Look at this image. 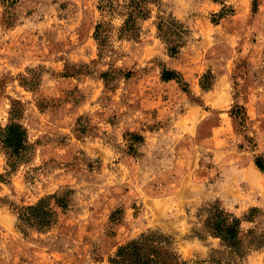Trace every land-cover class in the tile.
<instances>
[{
  "label": "rangeland",
  "instance_id": "1",
  "mask_svg": "<svg viewBox=\"0 0 264 264\" xmlns=\"http://www.w3.org/2000/svg\"><path fill=\"white\" fill-rule=\"evenodd\" d=\"M162 10L191 32L179 55L159 37L155 8L140 40L115 37L117 54L101 59L98 0H22L10 29L0 2V124L22 101L34 147L2 184L0 264H110L156 229L191 264H209L221 239L193 237L215 202L245 232L264 229V0H163ZM63 190L72 204L58 223L24 235L17 208ZM240 264H264V249Z\"/></svg>",
  "mask_w": 264,
  "mask_h": 264
},
{
  "label": "trees",
  "instance_id": "2",
  "mask_svg": "<svg viewBox=\"0 0 264 264\" xmlns=\"http://www.w3.org/2000/svg\"><path fill=\"white\" fill-rule=\"evenodd\" d=\"M22 0H0L4 7L2 24L5 28H13L18 21L16 8ZM163 0H98L101 20L96 25L94 38L98 44L101 59L114 57L115 37L119 41H138L143 33V25L158 8L157 28L159 37L166 42L170 55L180 54L190 38L191 32L173 14L162 10ZM224 13L220 14V18ZM121 19L119 27L114 25L115 19ZM113 72H106L103 77L107 83ZM206 75L204 78H207ZM180 80L175 71L165 70L164 80ZM181 82V80H180ZM212 86V85H211ZM204 90L211 87L202 83ZM239 109V108H238ZM25 105L20 100H12L9 122L5 127L0 124V146H2L10 170L0 173V191L2 184H8L10 175L24 163L30 162L33 145L29 141L28 130L24 126ZM136 135L133 134V137ZM139 139H143L141 136ZM135 137V138H136ZM257 167L264 173V157L256 159ZM6 201L0 197V202ZM72 204V190H63L40 199L36 204L18 207V229L26 236L32 231L48 232L59 220V209L67 211ZM204 212V227L200 231L194 230V237L205 240L206 235L221 239L224 250L214 249L210 253L209 264H240L254 250L264 249V229H251L245 232L242 219L228 214L219 202L208 204ZM258 208L250 209L245 220L254 222L259 215ZM113 219L115 220V216ZM202 215V213H201ZM110 264H191L180 254L172 235L160 230H149L133 238L121 246L111 257Z\"/></svg>",
  "mask_w": 264,
  "mask_h": 264
}]
</instances>
